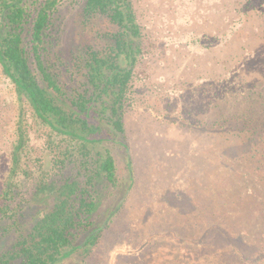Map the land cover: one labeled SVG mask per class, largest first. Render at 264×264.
I'll return each mask as SVG.
<instances>
[{
  "label": "rangeland",
  "instance_id": "obj_1",
  "mask_svg": "<svg viewBox=\"0 0 264 264\" xmlns=\"http://www.w3.org/2000/svg\"><path fill=\"white\" fill-rule=\"evenodd\" d=\"M58 2L51 38L63 56L99 46L115 30L105 15L84 18L83 0ZM131 3L143 53L124 113V146L111 148L121 184L99 187L95 217L115 211L86 254L76 251L58 264H224L220 253L235 249L214 222L240 248L238 264H264V256L253 260L264 252V238L253 236L264 234V215H249L251 227L242 216L243 203L264 212V168L253 167L245 134L218 133L215 126L264 104V0ZM17 106L0 67V186ZM26 116L29 166L36 169L45 132ZM31 187L32 181L23 192ZM219 201L234 207L230 218L217 211Z\"/></svg>",
  "mask_w": 264,
  "mask_h": 264
},
{
  "label": "trees",
  "instance_id": "obj_2",
  "mask_svg": "<svg viewBox=\"0 0 264 264\" xmlns=\"http://www.w3.org/2000/svg\"><path fill=\"white\" fill-rule=\"evenodd\" d=\"M58 3L0 0V67L18 103L0 186V264H58L76 251L86 254L115 211L102 221L95 217L99 187L116 189L121 184L111 148L124 146V113L131 106L134 67L143 53L140 26L131 0H83L84 18L105 15L115 30L99 46L83 45L63 56L54 51L51 38ZM28 111L45 132L36 169L29 166ZM215 126L218 133L245 134L253 167L264 168V104L257 110L240 109ZM215 206L228 217L234 208L220 201ZM253 207L242 205L250 227L255 220L249 215H264ZM210 226L235 249L220 253L217 262H242L234 238L218 223ZM241 234L238 239L244 238Z\"/></svg>",
  "mask_w": 264,
  "mask_h": 264
}]
</instances>
